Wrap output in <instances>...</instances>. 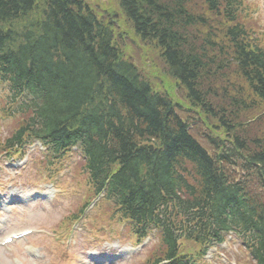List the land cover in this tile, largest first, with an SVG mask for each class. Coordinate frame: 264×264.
<instances>
[{
	"label": "trees",
	"instance_id": "obj_1",
	"mask_svg": "<svg viewBox=\"0 0 264 264\" xmlns=\"http://www.w3.org/2000/svg\"><path fill=\"white\" fill-rule=\"evenodd\" d=\"M117 2L139 40L158 49L167 73L184 88L193 107L212 111V80L229 67L264 107V52L245 39L234 21L233 4L221 11L219 0H202L193 7L191 0ZM17 71L33 78L47 74L39 81L49 95L31 117L39 131L61 149L79 141L90 157L88 168L97 178L110 176L133 202H146L147 189L159 195L166 188L173 195L182 186L176 172L183 164L198 176L192 198L200 201L196 210L203 208L201 218L214 196L217 201L232 196L223 176L216 174L219 161L189 134L171 98L153 91L123 58L110 22L99 19L83 0H0V76L13 80ZM217 83L226 82L221 78ZM217 91L228 104L233 101L225 87ZM238 104L226 124L219 119L245 134L255 123L242 124L251 106L243 100ZM235 135L234 144L245 152V167L264 177L262 140ZM250 143L260 147L251 149ZM237 202L244 221H250L254 206ZM256 224L264 228V208ZM260 255L264 258V252Z\"/></svg>",
	"mask_w": 264,
	"mask_h": 264
},
{
	"label": "rangeland",
	"instance_id": "obj_2",
	"mask_svg": "<svg viewBox=\"0 0 264 264\" xmlns=\"http://www.w3.org/2000/svg\"><path fill=\"white\" fill-rule=\"evenodd\" d=\"M200 0H191V7L198 3ZM259 5V9L261 11L262 17L264 19V0H256ZM83 4L89 6V8L94 12V14L104 22H114V43L120 50L123 58L131 60V62L135 65L140 75L148 80L151 85L153 91L166 93L171 100L175 104V109L178 115L190 118H197L198 116L204 117L203 123L198 125V131H205V127L207 128L206 133H202L201 135H195L198 139L203 142L204 147L211 150L212 152L216 149L215 145L210 144V140L213 138L217 141V146L222 145L231 147V143L233 141V135H237L238 138L255 136L259 140H262V144H264V134H259L258 131L262 133L261 130H264V107L262 108L261 103L251 94H249V90L244 83V81L236 75L232 67H229L223 71L225 74H220L215 76L212 80L213 88L216 93L213 94L214 98L212 103L209 105L212 111L202 110L198 107H193L189 104L185 97V93L183 88L177 85V82L167 73L166 67L163 64L158 49L151 44H147L145 42H141L139 38L133 33L129 22L125 19L121 9L119 8L117 0H83ZM112 14L115 18L112 17ZM252 28L255 32L258 29L256 23H246ZM247 37V36H246ZM252 37L247 40L250 41ZM252 41V40H251ZM225 48V46H224ZM223 79L226 83H217L220 79ZM211 81V82H212ZM225 87L231 98H234L233 101L229 100V104L226 100L222 98L217 89L221 87ZM237 88V89H236ZM207 98L206 103L210 101L212 97ZM243 100V103H246L247 106H251L247 108V111L242 115L245 119L242 124L253 121L255 124L250 125L249 128L246 129V133L238 128L233 130V127L228 125H222L220 119L225 121V124L228 122V117L230 110L235 106L239 105L238 101ZM234 103V105H233ZM185 104L189 106L185 111L179 112V108L182 110L181 105L186 108ZM180 116V117H181ZM258 116H261V120H258ZM5 121L1 119V124L4 125ZM3 135V134H2ZM235 135V136H236ZM263 136V137H262ZM261 137V138H260ZM249 144V147L258 148L260 147ZM32 150L29 151V163L27 166L19 171L18 174H12L10 176L12 185L16 188H11L9 190V186L6 183L7 173H3L2 179H0V189L5 192L16 191L18 193L27 191L30 187L36 186V180L42 177V169L37 166L34 168V164L31 163L32 153L36 151L33 147ZM19 164V161H17ZM62 185L66 184V181L60 178L57 179ZM55 181V180H54ZM9 190V191H8ZM255 191V190H254ZM256 193V191H255ZM62 198V202H60L59 206L54 208V213L46 211L44 213H38L36 211H30L26 213V216L18 219L15 216V212L13 211L10 214L0 216V233L4 231H11L19 229L25 225H55L63 216L68 214L75 202L74 193H67L66 195L57 196L56 200ZM96 205L93 211L97 208ZM90 219L93 218V215L89 216ZM94 221H98L97 218H94ZM86 232H82L78 238L82 240L86 234ZM34 243L41 246L46 255H50L53 253V242L44 238H34L32 239ZM143 256V255H142ZM0 264H11V260L8 256L5 255V251L0 249Z\"/></svg>",
	"mask_w": 264,
	"mask_h": 264
},
{
	"label": "bare ground",
	"instance_id": "obj_3",
	"mask_svg": "<svg viewBox=\"0 0 264 264\" xmlns=\"http://www.w3.org/2000/svg\"><path fill=\"white\" fill-rule=\"evenodd\" d=\"M37 63H39V62H37L36 61V65H37ZM40 64V63H39ZM38 66V65H37ZM173 160V159H172ZM172 160H170L169 162H171ZM209 173H210V171H207V174L209 175ZM210 199V197L208 196V198H203L202 199V201H201V203L202 204H206L207 202H208V200ZM199 210L202 212V215L204 214V211H203V208L201 207V206H199Z\"/></svg>",
	"mask_w": 264,
	"mask_h": 264
}]
</instances>
